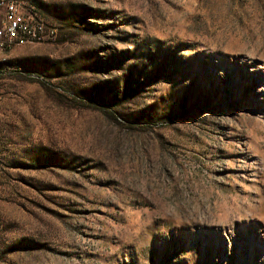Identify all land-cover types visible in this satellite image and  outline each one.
Returning <instances> with one entry per match:
<instances>
[{"label": "rangeland", "instance_id": "374dc122", "mask_svg": "<svg viewBox=\"0 0 264 264\" xmlns=\"http://www.w3.org/2000/svg\"><path fill=\"white\" fill-rule=\"evenodd\" d=\"M15 1L0 264H264V0Z\"/></svg>", "mask_w": 264, "mask_h": 264}, {"label": "built area", "instance_id": "2783aa9c", "mask_svg": "<svg viewBox=\"0 0 264 264\" xmlns=\"http://www.w3.org/2000/svg\"><path fill=\"white\" fill-rule=\"evenodd\" d=\"M12 5H19L15 0H0V46H10L18 40H26L28 37L43 34V27L32 21L30 17L24 16L21 28H12L10 16ZM52 33V32H51Z\"/></svg>", "mask_w": 264, "mask_h": 264}, {"label": "bare ground", "instance_id": "6f19581e", "mask_svg": "<svg viewBox=\"0 0 264 264\" xmlns=\"http://www.w3.org/2000/svg\"><path fill=\"white\" fill-rule=\"evenodd\" d=\"M24 17L19 18V6L18 5H12V14L10 16V24L12 25V28H21L23 26ZM41 25V24H40ZM41 35H34L33 37H28L26 40H40ZM24 40H18L13 42L10 46H0V52L10 48L17 42H23Z\"/></svg>", "mask_w": 264, "mask_h": 264}]
</instances>
